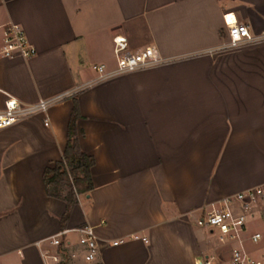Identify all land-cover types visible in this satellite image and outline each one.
Listing matches in <instances>:
<instances>
[{
  "label": "crops",
  "instance_id": "0c3cea01",
  "mask_svg": "<svg viewBox=\"0 0 264 264\" xmlns=\"http://www.w3.org/2000/svg\"><path fill=\"white\" fill-rule=\"evenodd\" d=\"M9 22L36 52L0 57V106L5 94L33 103L73 92L96 79L94 65L112 72L114 35L132 53L155 46L166 62L82 87L0 130V264L225 256L200 218L264 184V41L208 52L225 44L233 23L264 38V0H0V25ZM73 99L79 148L94 158L93 188L67 211L47 196L43 171L62 156ZM256 220L264 241V210ZM84 225L97 236L92 262L75 232L49 244Z\"/></svg>",
  "mask_w": 264,
  "mask_h": 264
},
{
  "label": "built area",
  "instance_id": "2783aa9c",
  "mask_svg": "<svg viewBox=\"0 0 264 264\" xmlns=\"http://www.w3.org/2000/svg\"><path fill=\"white\" fill-rule=\"evenodd\" d=\"M264 41L262 36L252 35L246 26L236 23L227 28L225 44L216 50H209V54L217 51L238 49L242 46L258 44ZM112 54L115 68L110 73H105L103 64L94 65L98 72L95 80L77 88L73 92H65L50 98L39 99L33 103H23L16 98L5 94L0 106V130L6 129L31 116L45 114L47 110L64 99L72 96L82 87L92 83L112 78L137 70L151 68L166 62L157 48L153 45L132 53L127 48V40L122 35H114L111 39ZM35 48L29 43L25 32L19 24L6 23L0 25V57H21L28 59L35 54ZM45 121V125H47ZM264 210V184L248 188L232 196L223 198L216 204L205 209L200 218V225L212 234H215L218 244L225 250V256L208 254L194 259V264H263L261 259L254 257L247 248V243L257 244L262 240L259 231L248 233V221L256 220ZM68 232L77 233V243L85 250L84 259L92 262L97 253V236L93 226L84 225L75 229L62 230L48 238L49 244L59 247L63 236ZM137 238V236H133ZM146 242L147 240L144 239ZM121 242H112V245Z\"/></svg>",
  "mask_w": 264,
  "mask_h": 264
},
{
  "label": "trees",
  "instance_id": "16d2710c",
  "mask_svg": "<svg viewBox=\"0 0 264 264\" xmlns=\"http://www.w3.org/2000/svg\"><path fill=\"white\" fill-rule=\"evenodd\" d=\"M79 118L80 114L73 99L62 156L43 171V183L47 196L64 200L67 211L76 202L77 194L88 193L93 188L91 168L94 165V158L83 153L79 148L76 128Z\"/></svg>",
  "mask_w": 264,
  "mask_h": 264
},
{
  "label": "rangeland",
  "instance_id": "374dc122",
  "mask_svg": "<svg viewBox=\"0 0 264 264\" xmlns=\"http://www.w3.org/2000/svg\"><path fill=\"white\" fill-rule=\"evenodd\" d=\"M97 75H98V73H97ZM246 230L248 233H252L254 231L262 232L263 229H262V226H261V223L259 220H251V221L247 222ZM263 242L264 241L262 240L255 245L251 244V243H247V248L254 257L261 259V261L264 264V257H263L264 243Z\"/></svg>",
  "mask_w": 264,
  "mask_h": 264
}]
</instances>
